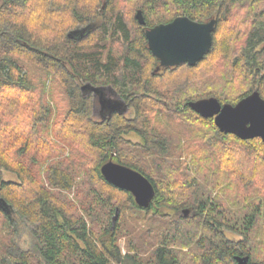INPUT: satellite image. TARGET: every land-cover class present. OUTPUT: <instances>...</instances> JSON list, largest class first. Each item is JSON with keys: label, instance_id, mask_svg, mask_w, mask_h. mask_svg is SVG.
<instances>
[{"label": "trees", "instance_id": "16d2710c", "mask_svg": "<svg viewBox=\"0 0 264 264\" xmlns=\"http://www.w3.org/2000/svg\"><path fill=\"white\" fill-rule=\"evenodd\" d=\"M180 15L216 20L211 48L156 71L144 31ZM263 41L264 0H0V264H264L262 141L188 105L264 98ZM86 83L127 110L95 119ZM109 159L152 183L147 208L102 176Z\"/></svg>", "mask_w": 264, "mask_h": 264}, {"label": "water", "instance_id": "95a60500", "mask_svg": "<svg viewBox=\"0 0 264 264\" xmlns=\"http://www.w3.org/2000/svg\"><path fill=\"white\" fill-rule=\"evenodd\" d=\"M135 16L138 23L144 25L141 11L138 10ZM215 23L214 18L200 22L180 15L168 23L147 28L144 35L148 48L159 62L155 70L181 63L196 64L211 48ZM82 89L102 95L105 88L86 83ZM188 105L201 116L212 117L221 132L234 134L240 139L260 138L264 149V98L257 90L243 96L235 104H221L216 97H207L189 101ZM100 172L109 183L129 191L137 205L144 208L150 205L155 190L140 172L112 159L101 165ZM0 202L3 204H0V208L7 209L5 201L0 198ZM183 212L187 215L188 210L184 209ZM117 216L118 210L113 223ZM235 260L236 264H248L249 258L247 255L236 256Z\"/></svg>", "mask_w": 264, "mask_h": 264}, {"label": "rangeland", "instance_id": "374dc122", "mask_svg": "<svg viewBox=\"0 0 264 264\" xmlns=\"http://www.w3.org/2000/svg\"><path fill=\"white\" fill-rule=\"evenodd\" d=\"M262 45L264 46V41L261 44V46ZM109 90L110 89H108V88L104 89V91H109ZM112 91L108 92L107 95L110 96L111 98H117L118 99V97ZM92 93L94 95V92H92ZM96 101H97V103L94 106L93 116L95 117V119L106 118L107 114H105V112L101 113V111L104 110L102 108L101 103H99L97 99H96ZM126 115L130 116V110H129V112H127ZM126 138L132 139L133 141H137L139 139L138 135L135 132H130V133L126 134ZM2 173H3V179H5V180H11V181L17 180L16 174L11 172V171L3 170ZM7 214L9 217L10 224L13 225V227L15 228L14 240H16L18 249L22 250V249L27 248L28 245L31 243V237H30V232L32 229L31 226L24 219H21L18 216V214L15 213L14 210H11V209L8 210ZM226 234L228 236H234L237 238V236L230 234L229 232H226ZM123 243H124V241H123V239H121L119 241V244L122 248H123Z\"/></svg>", "mask_w": 264, "mask_h": 264}, {"label": "flooded vegetation", "instance_id": "af4514ba", "mask_svg": "<svg viewBox=\"0 0 264 264\" xmlns=\"http://www.w3.org/2000/svg\"><path fill=\"white\" fill-rule=\"evenodd\" d=\"M158 64H159V62H158ZM110 91L111 90L103 91L102 95H100V93H94V95H93L98 100V102L101 103L102 108L104 109L101 111V113L105 112V114H107V116H109L111 113H113L115 111L120 112V111H124V109L127 110V106L123 105L120 102V98L118 97V95L115 94L119 100L117 98H111L110 96L107 95V93ZM113 93H115V92H113Z\"/></svg>", "mask_w": 264, "mask_h": 264}]
</instances>
